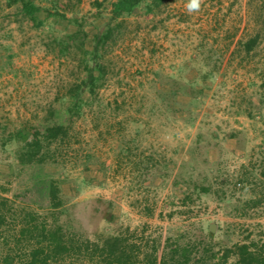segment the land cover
<instances>
[{
    "label": "rangeland",
    "instance_id": "374dc122",
    "mask_svg": "<svg viewBox=\"0 0 264 264\" xmlns=\"http://www.w3.org/2000/svg\"><path fill=\"white\" fill-rule=\"evenodd\" d=\"M32 1L43 8L39 28L19 12V2L0 0L1 140L43 122L59 105L55 97L84 76L81 53L71 47L62 54L51 43L77 26L47 13L85 17L88 49L110 15L104 0L101 16L95 0ZM188 2L165 0L152 12L143 3L117 19L121 26L100 49L104 86L71 120L61 163L42 169L59 178L65 228L91 239L154 238L160 248L179 237L197 254L204 244L221 254L245 239L264 241V196L257 207H245L264 194V182L254 184L264 168V0H202L191 12ZM254 37L247 51L245 42ZM18 145L0 150V194L16 200L15 207L25 203L15 194L33 188L38 169L16 164ZM129 146L132 159L153 157L140 178L122 158ZM28 205L47 212L44 203ZM10 225L0 229V256Z\"/></svg>",
    "mask_w": 264,
    "mask_h": 264
},
{
    "label": "trees",
    "instance_id": "16d2710c",
    "mask_svg": "<svg viewBox=\"0 0 264 264\" xmlns=\"http://www.w3.org/2000/svg\"><path fill=\"white\" fill-rule=\"evenodd\" d=\"M104 1L110 4L109 19L102 31L93 32L90 38L91 49H88L85 43L89 35L88 31L83 29L85 17L67 18L57 10L47 13L48 16L66 18L68 23L77 26L72 32L53 37L51 43L57 45L62 54L75 47L81 53L80 65L84 76L72 83L64 94L55 97L59 105L49 108L43 122L28 125L25 129H16L2 140L0 137V150H5L12 141L19 142L14 150L16 164L38 168L31 176L33 188L15 194V197L25 203L15 207L16 200L0 194V229L9 223L12 227L11 234H6L7 236L2 238L7 249L1 253L0 264H65L66 261L71 262L66 264H72L74 260L77 264H264V241L259 244L255 240L245 239L225 247L221 254L204 244L203 249L197 254L194 246L189 242L181 244L179 237L172 242L168 237L160 248V243L157 244L154 238L138 243L129 242L123 234L91 239L65 228L59 222L64 205L60 181L50 172L42 170L43 166L61 163L59 155L61 156V150L69 143L71 120L79 118L84 107L91 106L98 98V90L105 83V66L101 60L100 49L113 37L115 27L121 26L122 21L117 19L136 13L143 3L146 5V11L152 12L159 9L165 0ZM18 2L19 12L28 17L34 26L39 28L45 24V20L39 18L37 14L43 8L32 0H9L8 4ZM102 4V1H94L96 13L100 16ZM115 20L117 22L113 26L112 22ZM255 43V37L247 40L246 50L253 49ZM176 92L173 91L174 94ZM84 93L89 95L90 100L84 98ZM130 149V146L126 148V154H123L122 158L128 159L135 176L140 178L145 175L148 160L153 157L138 154L132 159ZM166 165L167 163L163 162V166ZM259 179L260 182H254L255 185H263L264 168L259 173ZM196 187L200 188V192L209 191L208 186ZM263 196L264 194L260 193V196L246 200L245 207H257ZM29 202L41 207L42 203L46 204L47 212L40 214L34 211L29 207ZM145 209L146 212L149 211L148 206ZM207 233L210 238L213 236L211 231L208 230ZM231 258L233 259L230 260Z\"/></svg>",
    "mask_w": 264,
    "mask_h": 264
},
{
    "label": "clouds",
    "instance_id": "9594fccd",
    "mask_svg": "<svg viewBox=\"0 0 264 264\" xmlns=\"http://www.w3.org/2000/svg\"><path fill=\"white\" fill-rule=\"evenodd\" d=\"M201 2H202V0H189V2L187 4V8H188L189 12H191L193 10H198Z\"/></svg>",
    "mask_w": 264,
    "mask_h": 264
},
{
    "label": "water",
    "instance_id": "95a60500",
    "mask_svg": "<svg viewBox=\"0 0 264 264\" xmlns=\"http://www.w3.org/2000/svg\"><path fill=\"white\" fill-rule=\"evenodd\" d=\"M214 223H210L209 225V231L213 232L214 231Z\"/></svg>",
    "mask_w": 264,
    "mask_h": 264
}]
</instances>
